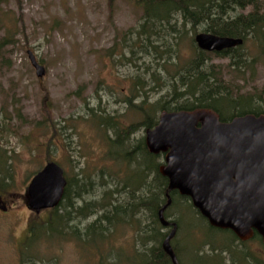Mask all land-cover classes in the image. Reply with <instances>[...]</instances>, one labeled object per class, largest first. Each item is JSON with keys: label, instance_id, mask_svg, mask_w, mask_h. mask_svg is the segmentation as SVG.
Instances as JSON below:
<instances>
[{"label": "rangeland", "instance_id": "1", "mask_svg": "<svg viewBox=\"0 0 264 264\" xmlns=\"http://www.w3.org/2000/svg\"><path fill=\"white\" fill-rule=\"evenodd\" d=\"M260 7L264 13V0ZM142 18L135 0H0V45L6 40L0 47V121L4 125L0 147L11 157L13 174L9 194L0 193L2 205L9 209L5 214L0 211V264H101V260L139 264L137 251L154 244L148 239L152 218L145 211L123 216L111 225L102 220L103 235L86 236L92 224L112 211L113 206L90 208L102 203L106 192L117 190L109 198L113 205L132 203L123 187L137 168L112 158V148L90 111L112 116L120 129L137 127L144 115L131 109L128 101L145 103L149 111L157 103L172 100L171 76L178 71L173 65L182 67L194 56L193 40L204 32L202 27L195 32L191 25L183 28L177 20V33L151 36L148 42V36L139 34ZM169 49L173 52L170 62ZM29 51L45 68L44 78H37ZM241 54L250 62L244 72L229 69V59L212 57L210 66L232 82L235 97H253L264 107V37H248ZM138 79L142 83L136 87ZM145 132L135 130L122 148L124 154L145 140ZM49 162L57 163L66 178H90L94 189L79 198L73 196L72 208L64 202L36 215L26 207L25 194L33 175ZM158 162L164 164V155ZM102 176L107 184H100ZM189 204L190 200L176 199L166 217L178 223L172 245L182 251L181 264H197L192 249L205 242L219 248L222 256L215 264H232L234 254L224 250L234 235L212 229ZM57 216L67 218L62 221ZM236 244L238 251L243 250L240 242ZM245 244L253 259L246 263L239 256V263L264 264V247Z\"/></svg>", "mask_w": 264, "mask_h": 264}, {"label": "trees", "instance_id": "2", "mask_svg": "<svg viewBox=\"0 0 264 264\" xmlns=\"http://www.w3.org/2000/svg\"><path fill=\"white\" fill-rule=\"evenodd\" d=\"M135 1L143 11V24L141 25V31L139 34L148 36V42H151V36H160L169 31L177 33V20L182 22L183 28L191 25L194 32L198 27H202L204 33L218 37L242 39L244 43L248 37L253 35L259 39L264 37V13L260 7L261 0ZM246 10L250 11L249 13L244 14L243 12ZM239 11L242 12V14H238ZM4 42H6V40L1 43V48L5 46ZM242 47L243 46L219 54H210L200 51L195 46L194 56L189 59L186 64L181 67L179 63L176 62L177 64L173 65L177 67L178 71L175 75L171 76L174 92L172 100L164 103H157L156 105L151 106L149 111L143 107L145 103L142 105H134L132 100L128 101L131 109H135L137 112L144 115V121L137 127L132 126L126 130L120 129L118 128L117 123L114 122L112 116L102 114L96 115L94 111H90L96 120L95 125L98 127V130L103 133L106 145L109 149L117 148L116 152H113L111 149L110 155L113 156L112 158L118 161L121 160L127 164H136L137 168L134 170L131 177L126 179L125 187H123L124 190H127L128 194H130L132 203L126 206L113 205V202H110V199L113 198L112 196L117 190L106 192V198L102 199L103 202L100 204L94 203L90 205V208L102 207L106 209L113 206L112 211L103 216L99 221L92 224L89 227L86 236L92 237L94 234L103 235L102 233L105 228L102 225V220L111 225L114 220L119 221V219H124L122 218L123 216L134 217L135 215H139L141 211H145L144 213L148 212L152 218V234L148 239L154 244L152 247L146 248L143 252L137 251L139 264H172L171 259L162 249V243L167 234L156 228V226L159 227L158 212L167 203L166 194L168 180L162 177L159 173L160 164L158 158L161 155H151L145 146L144 138L137 142L133 151L130 153L124 154L122 148L126 142L130 140V136L136 129L144 128L145 131H147L155 128L158 124L157 114L159 112L171 113L193 111L196 109H208L216 112L219 115L221 122L225 123L230 122L236 117H242L245 115H264L263 105L256 103L253 97L241 95L235 97V88H233L231 84L232 82L225 80L221 70H217L213 65L210 66L212 57L229 59V69H233L237 73L244 72V70L249 67L250 62L245 59L246 56L241 54ZM154 50H157V48L154 47ZM166 52V54L170 55V59L168 60V62H170L171 54L173 52L171 49ZM174 76L177 77L174 79ZM141 83V79H138L136 87H139ZM227 112L230 114L228 117L226 116ZM2 122L3 121H0V129H2V126L4 127ZM110 132L113 136L109 135ZM10 161L11 157L8 155V152L0 147L1 194H9L10 188L12 187L11 182L13 180V174ZM37 173H35L33 177ZM102 174L110 177L109 173ZM151 176H153L152 180H150ZM101 179V185L107 184L105 183L104 176H102ZM66 180L67 187L61 204L67 202L68 208L73 207V196L79 198L83 193L90 194L94 189V185L88 177H84L82 180L78 178L75 180L66 178ZM136 193H139L137 197ZM170 198L172 200L171 206L176 199L189 202L188 198L181 197L177 192L170 193ZM189 206L192 207L191 204H189ZM82 210L83 209H81V211ZM167 211L165 213L166 220ZM57 217L62 221H65L67 218L65 216ZM169 222L178 224L176 221ZM106 231H108V229H106ZM236 242H239V240L234 236V240L230 244V247H227L226 250H224V254H234V260L231 258V263L240 264L238 259L239 256H241V259L246 261V263L247 259H253V257L247 252L248 248L246 244L240 242L243 250L240 249L241 251H238L239 247H237ZM249 242H256L264 247L261 238L257 234L254 235ZM172 247L179 264H181L180 255L182 251L180 250V247L177 245H172ZM197 247L198 248L195 250L192 249L193 258L197 264H215L216 260L222 256L218 255L219 248L216 247L214 243L205 242ZM206 247L209 248L207 254L204 252ZM101 264H104V260H101ZM108 264L113 263L110 261Z\"/></svg>", "mask_w": 264, "mask_h": 264}, {"label": "water", "instance_id": "3", "mask_svg": "<svg viewBox=\"0 0 264 264\" xmlns=\"http://www.w3.org/2000/svg\"><path fill=\"white\" fill-rule=\"evenodd\" d=\"M196 47L219 54L243 46L242 39L199 33ZM38 79L45 68L29 51ZM145 146L151 155H164L159 173L168 180L167 203L159 210L160 225L172 227L162 243L172 264H179L172 247L178 226L165 219L172 204L170 193L188 198L210 227L232 232L241 242L256 232L264 244V115H245L221 122L208 109L162 112L158 124L145 132ZM67 180L55 162L47 163L30 181L25 203L35 214L60 206ZM0 199V209H2Z\"/></svg>", "mask_w": 264, "mask_h": 264}, {"label": "flooded vegetation", "instance_id": "4", "mask_svg": "<svg viewBox=\"0 0 264 264\" xmlns=\"http://www.w3.org/2000/svg\"><path fill=\"white\" fill-rule=\"evenodd\" d=\"M25 205H26V203H25ZM2 207V209H0V211L2 212V213H7L8 212V208L7 207H5L4 205H2L1 206ZM26 207H27V205H26ZM28 208V207H27ZM29 209V208H28ZM31 211V210H30ZM47 211H50V210H47ZM32 212V211H31ZM42 212H44V211H42ZM42 212H40V213H42ZM32 213H34V212H32ZM35 214V213H34ZM36 215H39V214H36ZM205 220V219H204ZM206 222H207V220H205ZM173 224V223H172ZM207 224H208V222H207ZM208 226H209V224H208ZM30 227V226H29ZM212 228V227H211ZM171 229H172V227H169V228H167L166 230H169V232L171 231ZM214 229V228H213ZM29 230V229H28ZM168 234V233H167ZM257 233L255 232L254 233V235H256ZM234 235V234H233ZM258 235V234H257ZM235 236V235H234ZM259 236V235H258ZM236 237V236H235ZM254 237V236H253ZM260 237V236H259ZM261 238V237H260ZM261 240H262V238H261ZM239 242H241V241H239ZM263 242V241H262ZM242 243V242H241ZM243 243H245V242H243Z\"/></svg>", "mask_w": 264, "mask_h": 264}, {"label": "bare ground", "instance_id": "5", "mask_svg": "<svg viewBox=\"0 0 264 264\" xmlns=\"http://www.w3.org/2000/svg\"><path fill=\"white\" fill-rule=\"evenodd\" d=\"M111 205V204H110Z\"/></svg>", "mask_w": 264, "mask_h": 264}]
</instances>
